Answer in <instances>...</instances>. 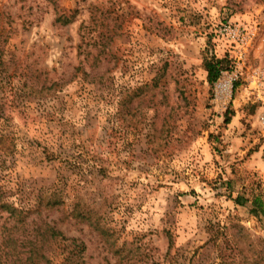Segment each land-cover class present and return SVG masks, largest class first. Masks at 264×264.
<instances>
[{
    "label": "rangeland",
    "instance_id": "obj_1",
    "mask_svg": "<svg viewBox=\"0 0 264 264\" xmlns=\"http://www.w3.org/2000/svg\"><path fill=\"white\" fill-rule=\"evenodd\" d=\"M263 109L264 0H0V201L22 210L0 207V238L48 224L85 264H264Z\"/></svg>",
    "mask_w": 264,
    "mask_h": 264
},
{
    "label": "trees",
    "instance_id": "obj_2",
    "mask_svg": "<svg viewBox=\"0 0 264 264\" xmlns=\"http://www.w3.org/2000/svg\"><path fill=\"white\" fill-rule=\"evenodd\" d=\"M202 65L206 70V78L212 85L219 76L220 70L228 67V59L226 56L216 57L215 55H206L203 57ZM57 203L60 200L56 201ZM0 207L9 212L11 216H18L16 222H22V210L15 207L12 203L2 200ZM253 212L262 211L263 207L257 197L252 199ZM79 218L88 221L102 234V226L93 221L89 216L78 213ZM16 222L12 227H17ZM23 229V225H20ZM12 227L7 228L8 232L0 238V264H85L83 251L85 245L83 242H76L75 238H67L53 226L44 224L37 226L30 231L31 236L18 237L15 236ZM33 233V234H32ZM61 244V256L53 257L47 251V248L53 244Z\"/></svg>",
    "mask_w": 264,
    "mask_h": 264
},
{
    "label": "built area",
    "instance_id": "obj_3",
    "mask_svg": "<svg viewBox=\"0 0 264 264\" xmlns=\"http://www.w3.org/2000/svg\"><path fill=\"white\" fill-rule=\"evenodd\" d=\"M226 33L228 36H232L235 40H238L240 44H237L234 47L236 49V54L238 56V60L242 58L245 53V47L247 46L248 39L250 36L245 33V29L239 26H228L226 28ZM233 41L235 42V40ZM236 79V74L232 72H227L226 70L222 69L219 72V76L217 77L214 84V92L215 97L218 99H224L227 95L231 94V90L233 88L234 81ZM259 119L261 123L264 125V109L261 111L259 115Z\"/></svg>",
    "mask_w": 264,
    "mask_h": 264
}]
</instances>
